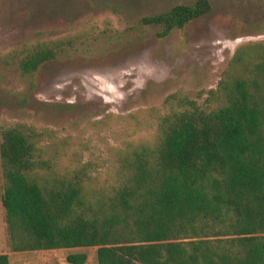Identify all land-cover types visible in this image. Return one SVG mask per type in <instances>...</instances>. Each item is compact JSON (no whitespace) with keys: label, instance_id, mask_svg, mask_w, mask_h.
Here are the masks:
<instances>
[{"label":"trees","instance_id":"1","mask_svg":"<svg viewBox=\"0 0 264 264\" xmlns=\"http://www.w3.org/2000/svg\"><path fill=\"white\" fill-rule=\"evenodd\" d=\"M211 10L198 0L139 24L160 27L164 38ZM100 37L84 29L23 43L0 52V66L33 78ZM145 113H108L77 136L0 126L12 252L95 247L98 264H264V41L238 47L216 88L174 92ZM119 126L150 133H129L119 146L104 141L106 156L86 160V133ZM66 259L86 264L88 255Z\"/></svg>","mask_w":264,"mask_h":264},{"label":"rangeland","instance_id":"2","mask_svg":"<svg viewBox=\"0 0 264 264\" xmlns=\"http://www.w3.org/2000/svg\"><path fill=\"white\" fill-rule=\"evenodd\" d=\"M198 0H0V52L23 43L78 35L98 41L43 66L33 78L0 66V126L25 122L77 136L90 121L108 113L147 116L174 92L195 94L216 88L236 49L264 41V0H209L207 15L160 37V27L141 26L145 16ZM32 81L34 85L32 86ZM135 132L115 127L91 138L86 160L106 156V143L123 144ZM82 134V133H81ZM4 180L0 159V254L9 264H69L67 256L86 253L98 264L97 248L12 252L8 245Z\"/></svg>","mask_w":264,"mask_h":264}]
</instances>
